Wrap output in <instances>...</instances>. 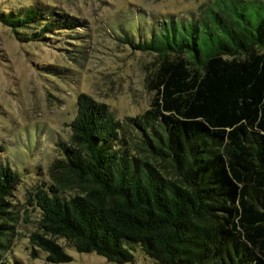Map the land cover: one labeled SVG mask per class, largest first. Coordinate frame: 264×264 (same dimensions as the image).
Instances as JSON below:
<instances>
[{
	"label": "trees",
	"instance_id": "obj_1",
	"mask_svg": "<svg viewBox=\"0 0 264 264\" xmlns=\"http://www.w3.org/2000/svg\"><path fill=\"white\" fill-rule=\"evenodd\" d=\"M65 17L31 5L0 11L27 40L79 24ZM142 19L122 40L155 57L149 105L124 122L77 95L51 182L28 195L40 212L31 256L72 261L61 238L116 263L140 247L156 264H264V0H207L190 18ZM18 175L0 165V249Z\"/></svg>",
	"mask_w": 264,
	"mask_h": 264
},
{
	"label": "rangeland",
	"instance_id": "obj_2",
	"mask_svg": "<svg viewBox=\"0 0 264 264\" xmlns=\"http://www.w3.org/2000/svg\"><path fill=\"white\" fill-rule=\"evenodd\" d=\"M207 0H0V11H19L36 6L66 15L75 28L59 30L40 40L19 39L0 20V165L19 175L8 200L15 220L11 235L0 249V264H124L96 253H81L58 239L72 256L70 262L45 261V253L31 256L28 236L37 228L40 212L28 204L36 185L51 182L49 167L61 158L58 143H68V125L76 113V98L86 92L106 103L114 116L125 122L145 110L151 91L145 88L152 53L132 50L123 42L129 29L142 18L147 22L169 15L190 18ZM145 24V23H144ZM144 24L142 26H144ZM37 28L26 27L27 37ZM133 132L129 142H138ZM13 232V233H12ZM125 264H156L140 248Z\"/></svg>",
	"mask_w": 264,
	"mask_h": 264
}]
</instances>
